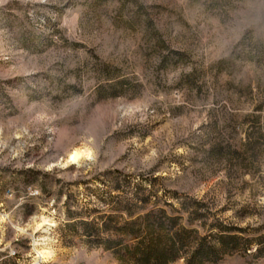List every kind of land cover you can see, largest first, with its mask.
<instances>
[{
	"label": "rangeland",
	"instance_id": "1",
	"mask_svg": "<svg viewBox=\"0 0 264 264\" xmlns=\"http://www.w3.org/2000/svg\"><path fill=\"white\" fill-rule=\"evenodd\" d=\"M143 195L264 236V0H0V264H119L81 223Z\"/></svg>",
	"mask_w": 264,
	"mask_h": 264
},
{
	"label": "trees",
	"instance_id": "2",
	"mask_svg": "<svg viewBox=\"0 0 264 264\" xmlns=\"http://www.w3.org/2000/svg\"><path fill=\"white\" fill-rule=\"evenodd\" d=\"M135 188L145 190L142 184ZM150 201L151 195L137 196L131 203L118 201L119 211L127 218L109 214L100 221H83L82 235L88 244L109 251L119 264H171L179 259L185 264H216L227 255L256 258L264 252V248L250 251L253 242L262 243L264 236L244 237L241 228L213 217L209 206L200 200L183 198L179 208L163 200L169 211L163 207L145 209ZM134 208L141 212L134 215ZM182 213L186 215L184 223Z\"/></svg>",
	"mask_w": 264,
	"mask_h": 264
},
{
	"label": "bare ground",
	"instance_id": "3",
	"mask_svg": "<svg viewBox=\"0 0 264 264\" xmlns=\"http://www.w3.org/2000/svg\"><path fill=\"white\" fill-rule=\"evenodd\" d=\"M75 152V156H72V153ZM89 151L87 150H84V149H79V148H75L73 150H71L68 155L66 156V161L65 163H69V164H76L78 163L82 158H85V156L89 155ZM71 157V159H70ZM71 160H75L76 163H72ZM42 221H47L48 222V219H46L45 217L43 216H40L39 219H38V222H36L35 224V229L38 230V229H41L44 225H46L47 223H42ZM37 225H40V227L37 228ZM38 244L35 243L33 244V250L35 252V258L33 259L35 262L37 261H41V260H46L47 258L50 257L51 255V251L44 248V247H38L36 248Z\"/></svg>",
	"mask_w": 264,
	"mask_h": 264
},
{
	"label": "clouds",
	"instance_id": "4",
	"mask_svg": "<svg viewBox=\"0 0 264 264\" xmlns=\"http://www.w3.org/2000/svg\"><path fill=\"white\" fill-rule=\"evenodd\" d=\"M249 111H250V109H249ZM72 156H75V152H73L72 153ZM70 159H71V157H70ZM93 156L92 155H87V156H85V160L86 161H88V162H91V161H93ZM71 162L72 163H76V161L75 160H71ZM83 166H85V167H87L88 166V164L87 163H85ZM42 223H48L47 221H42ZM38 227H40V225H37V228ZM24 231V229H18V232H23ZM8 247V244H5L4 245V248H7ZM11 254V253H10Z\"/></svg>",
	"mask_w": 264,
	"mask_h": 264
}]
</instances>
